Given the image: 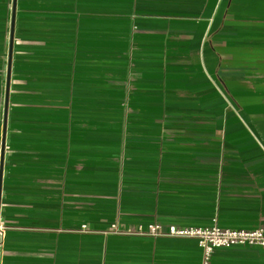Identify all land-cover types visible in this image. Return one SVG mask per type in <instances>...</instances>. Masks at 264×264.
<instances>
[{
  "label": "crops",
  "instance_id": "1",
  "mask_svg": "<svg viewBox=\"0 0 264 264\" xmlns=\"http://www.w3.org/2000/svg\"><path fill=\"white\" fill-rule=\"evenodd\" d=\"M213 219L264 230V0H0V264H200L131 231Z\"/></svg>",
  "mask_w": 264,
  "mask_h": 264
},
{
  "label": "built area",
  "instance_id": "2",
  "mask_svg": "<svg viewBox=\"0 0 264 264\" xmlns=\"http://www.w3.org/2000/svg\"><path fill=\"white\" fill-rule=\"evenodd\" d=\"M81 228H86V224H82ZM111 228L116 230V225L111 224ZM131 234L194 238L200 250V264H211L212 253L218 248H228L235 245L264 248V230L262 228L222 227L214 219L210 226L205 227H177L174 224H169L164 229L158 222L138 224L131 231Z\"/></svg>",
  "mask_w": 264,
  "mask_h": 264
}]
</instances>
